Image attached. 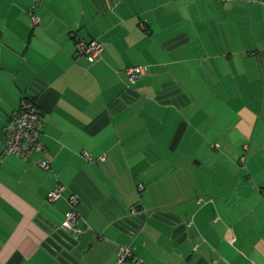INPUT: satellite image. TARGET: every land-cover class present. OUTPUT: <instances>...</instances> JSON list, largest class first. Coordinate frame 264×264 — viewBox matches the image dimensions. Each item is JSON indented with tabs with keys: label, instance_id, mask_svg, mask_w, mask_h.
Listing matches in <instances>:
<instances>
[{
	"label": "crops",
	"instance_id": "1",
	"mask_svg": "<svg viewBox=\"0 0 264 264\" xmlns=\"http://www.w3.org/2000/svg\"><path fill=\"white\" fill-rule=\"evenodd\" d=\"M22 99L45 152L0 160V264H264V0H0V151Z\"/></svg>",
	"mask_w": 264,
	"mask_h": 264
},
{
	"label": "built area",
	"instance_id": "2",
	"mask_svg": "<svg viewBox=\"0 0 264 264\" xmlns=\"http://www.w3.org/2000/svg\"><path fill=\"white\" fill-rule=\"evenodd\" d=\"M37 1L39 0H33V2ZM217 1L224 2L228 0ZM30 20L33 24L38 22V19L32 14L30 15ZM73 44L74 53L83 56L89 63H92L99 58L101 46L97 40L91 39L84 41L79 37H74ZM144 72V67L135 66L126 68L125 75L128 80L133 81ZM41 128L42 122L39 113L35 108L34 102L31 99L20 100L18 107L6 116L2 126L3 141L2 149L0 151V160L4 156L14 155L25 161L33 153L38 152L44 154L45 147L39 138ZM84 156L89 162L92 161L86 154H84ZM102 159L103 157H99L98 161ZM37 165L43 170H47L49 167L46 159H39ZM62 190L63 186L55 183L53 188L46 193V201L53 202L56 200L61 195ZM67 201L71 207L68 212L65 213L62 222V227L64 229L71 228L72 223L76 218L74 197L71 196ZM125 259L131 260L133 264L140 263L138 259L131 255L127 246H122L117 252L116 262H123Z\"/></svg>",
	"mask_w": 264,
	"mask_h": 264
}]
</instances>
